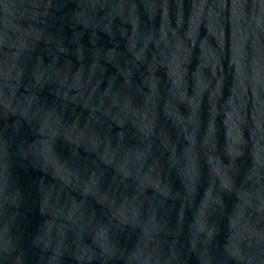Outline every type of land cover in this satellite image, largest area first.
<instances>
[{
  "label": "water",
  "instance_id": "obj_1",
  "mask_svg": "<svg viewBox=\"0 0 264 264\" xmlns=\"http://www.w3.org/2000/svg\"><path fill=\"white\" fill-rule=\"evenodd\" d=\"M0 264H264V0H0Z\"/></svg>",
  "mask_w": 264,
  "mask_h": 264
},
{
  "label": "clouds",
  "instance_id": "obj_2",
  "mask_svg": "<svg viewBox=\"0 0 264 264\" xmlns=\"http://www.w3.org/2000/svg\"><path fill=\"white\" fill-rule=\"evenodd\" d=\"M5 7H7V5H5Z\"/></svg>",
  "mask_w": 264,
  "mask_h": 264
}]
</instances>
